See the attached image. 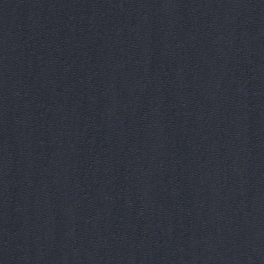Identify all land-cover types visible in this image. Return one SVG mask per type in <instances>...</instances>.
Returning a JSON list of instances; mask_svg holds the SVG:
<instances>
[{"label":"water","instance_id":"95a60500","mask_svg":"<svg viewBox=\"0 0 264 264\" xmlns=\"http://www.w3.org/2000/svg\"><path fill=\"white\" fill-rule=\"evenodd\" d=\"M0 264H264V0H0Z\"/></svg>","mask_w":264,"mask_h":264}]
</instances>
